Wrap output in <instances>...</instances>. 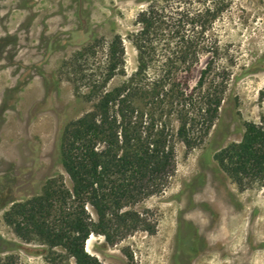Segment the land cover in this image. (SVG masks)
Returning <instances> with one entry per match:
<instances>
[{
    "label": "rangeland",
    "instance_id": "rangeland-1",
    "mask_svg": "<svg viewBox=\"0 0 264 264\" xmlns=\"http://www.w3.org/2000/svg\"><path fill=\"white\" fill-rule=\"evenodd\" d=\"M200 1L0 0V264H46L45 246L23 241L5 214L41 194L52 177L63 175L72 187L62 135L92 110L87 90L92 79L102 82L108 44L123 37L129 75L137 51L127 35L138 30V14L156 2ZM229 3L210 30L223 47L220 66L231 73L219 117L199 146L177 144L176 174L165 191L133 207L148 211L155 234L138 230L115 245L90 236L86 249L104 264H128L126 250L135 264H264V182L241 188L217 158L242 141L246 122L264 119V0ZM91 45L95 54L84 52ZM127 75L117 74L107 88Z\"/></svg>",
    "mask_w": 264,
    "mask_h": 264
},
{
    "label": "trees",
    "instance_id": "trees-1",
    "mask_svg": "<svg viewBox=\"0 0 264 264\" xmlns=\"http://www.w3.org/2000/svg\"><path fill=\"white\" fill-rule=\"evenodd\" d=\"M229 4L156 2L141 11L138 30L127 35L137 51L129 75L123 37L116 35L108 44L102 82L92 79L87 90L92 110L62 135V165L72 187L63 175L52 177L41 194L15 203L5 214L23 241L45 246L46 264H104L86 249L93 234L115 245L138 230L156 233L148 211L133 207L165 191L176 174L177 144L189 150L199 146L219 117L231 73L220 66L223 47L210 30ZM95 48L84 52L95 54ZM203 55L206 65L191 85ZM119 73L127 78L108 89ZM217 158L241 188L263 183L264 119L246 122L242 141ZM125 255L135 264L131 252Z\"/></svg>",
    "mask_w": 264,
    "mask_h": 264
}]
</instances>
